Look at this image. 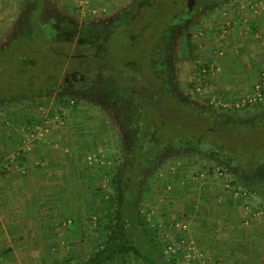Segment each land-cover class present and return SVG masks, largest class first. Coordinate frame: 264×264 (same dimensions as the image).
<instances>
[{
    "label": "rangeland",
    "instance_id": "374dc122",
    "mask_svg": "<svg viewBox=\"0 0 264 264\" xmlns=\"http://www.w3.org/2000/svg\"><path fill=\"white\" fill-rule=\"evenodd\" d=\"M27 1L32 2L0 0V44L9 28L21 20ZM184 2L45 0L46 12L63 15L57 14L58 19L52 21L51 27L55 29L49 34L52 52L46 56L55 65H61L60 73L53 79L56 88L39 98L10 97V91L24 88L15 83L19 79L14 75L16 65L0 67L3 88L0 87V98L7 97L0 100V133L6 125L13 129V135L21 136L22 127L28 129L29 123L12 122L20 121L29 113L34 120L38 119L40 128L34 131L41 136L37 139L47 140L56 133L49 151L55 145L56 157L67 163V166L62 164L67 183L61 188L66 200L65 212L56 220L55 232L45 242V248L50 246L44 253L43 264H82L102 246L109 232L106 227L109 214L113 211L111 200L115 190L111 178L127 162L126 150L131 147L130 144L127 147L112 111L95 101H80L68 95L69 102L58 101L59 86L66 72L72 74L66 79L74 83L86 77L96 82L109 79L111 84L115 81L129 84L166 114L186 115L188 108L169 103L161 94L164 85L161 80L165 76L167 85L173 84L174 89L191 94L202 106L213 105L215 109L244 117L247 107L237 104L254 92L260 80L256 62L261 57L264 59L263 50L256 52L257 55L249 46L253 41L264 40V30L258 22L264 18V0ZM149 8L159 12L158 22ZM244 19H252V24H245L240 36L235 38L230 32ZM92 23H97L92 31L81 29L84 24ZM72 24L77 26L76 31H72ZM13 46L7 50L15 52ZM43 51L41 55L46 50ZM250 53L257 57L250 60ZM226 54L236 58L234 67L222 65L218 70L221 55ZM160 55L169 57L168 65L161 64ZM33 61L29 58L25 63ZM208 68L218 72L206 82L211 72L203 70ZM47 70L44 63L37 68L41 75ZM227 70L233 74L222 75L229 73ZM25 83L24 86L29 84ZM19 85L18 89L14 88ZM39 86L35 82L31 87ZM248 108L251 112L262 111L264 102ZM195 115L190 116L201 127L210 125L203 116ZM47 120L50 125L45 126ZM261 133L264 130L255 133L252 140L257 149H264ZM223 134L226 133L223 131ZM239 134L242 137L248 133L240 131ZM40 160L47 167L51 164L49 156ZM225 168L204 155H185L168 157L141 177V183H138L141 172L128 174V184L145 185L139 205L141 218L149 223L161 242L164 258L176 264H264V183H249L250 190H242L231 170ZM111 264L150 263L135 255H122Z\"/></svg>",
    "mask_w": 264,
    "mask_h": 264
},
{
    "label": "trees",
    "instance_id": "16d2710c",
    "mask_svg": "<svg viewBox=\"0 0 264 264\" xmlns=\"http://www.w3.org/2000/svg\"><path fill=\"white\" fill-rule=\"evenodd\" d=\"M29 3L30 1H27L21 20L17 21L14 28H9L6 38L0 44V67L16 65L18 73L14 75L19 79L15 83L22 84L24 88L21 91H10V97L25 95L39 98L56 88L53 79L61 70L60 64L55 65L48 60L49 56H46L52 52L49 47V34H53L55 29L51 26L59 17L57 14L63 15L58 12H46L45 0H32ZM156 12L154 8H149V13L155 14L154 21L158 20L159 12ZM95 26L97 23L84 24L81 29L84 32L92 31ZM71 27L74 28L72 31H76V25L72 24ZM15 30L18 32L15 33ZM11 45H15L13 46L15 52L8 51ZM43 49L46 51L41 55ZM159 57L162 58L161 64L169 61L168 56ZM29 58L34 61L26 64L25 60ZM152 60L156 61V58L153 57ZM41 63L48 68L42 75L37 72ZM68 75L72 74L66 72L59 86L58 101L69 102L66 98L68 95L79 98L80 101L82 99L95 101L112 111L127 140V147L128 144L131 145L126 150L127 162L111 178L115 194L111 200L113 211L109 214V224L106 226L109 228L106 240L82 264H111L122 255H135L150 264H176L174 260L164 258L161 242L149 223L141 218L139 208L145 190V185L138 184L143 181L140 178L143 179L144 175L161 165L170 156H207L218 165L226 166V170H231V174L236 177L234 181L242 186V190L249 189V183L253 185L264 183V149L258 148V150L252 143L255 133L264 130V109L251 112L247 105L242 117L232 111L215 109L213 105L202 106L201 102L196 101L191 94H185L180 88L174 89L173 84L167 85L169 81L164 76L161 80L164 83L161 94L167 99L166 101L188 108L186 115L173 117L156 108L151 100L129 84L115 80H113L115 83L111 84L109 79H100L96 82L86 77L81 78L82 82L74 83L66 79ZM172 81L176 83V77H173ZM25 82L29 84L24 86ZM35 82H39L40 86L32 88ZM21 86L14 88L18 89ZM6 87L12 88V86ZM5 98L7 97H1L0 100ZM76 102L75 104H78L79 101ZM195 113L203 116L202 119L209 121L210 125L203 124L204 126L201 127L200 122L193 119ZM213 125L215 128L212 131ZM223 131L226 134H223ZM240 131L248 134H243L241 137ZM256 151H260V154ZM140 172L137 184L127 183L129 173L139 175Z\"/></svg>",
    "mask_w": 264,
    "mask_h": 264
},
{
    "label": "crops",
    "instance_id": "0c3cea01",
    "mask_svg": "<svg viewBox=\"0 0 264 264\" xmlns=\"http://www.w3.org/2000/svg\"><path fill=\"white\" fill-rule=\"evenodd\" d=\"M251 21L252 19L240 20L239 25L233 26V33L230 34L237 38L245 28V24H252ZM258 22L261 24L260 28L264 30V18ZM235 23L234 21L233 25ZM249 46L255 54L262 50L261 53L264 54V40L253 41ZM254 53L249 54L250 60L257 57L253 55ZM221 56L223 57L220 58L218 70L222 69V65H234L236 59L234 56L229 54ZM262 59L263 57L256 62L259 75ZM218 70L215 72L211 70L206 82L214 77ZM231 72H223L222 75L224 73L229 75ZM215 80L219 79L215 78ZM215 83L220 85L218 82ZM226 89H228L227 84ZM27 114V117L12 123L17 125L25 121L34 129L39 125L38 119L34 120L29 113ZM12 130L5 125L0 133V264H39L40 262L43 264L44 253L50 246L49 244L45 248V242L54 234L56 220H59L61 214L65 212L66 200L62 197L61 188L62 185L66 187L67 183L63 177L66 169L62 165L67 166V163L64 159L56 157L58 153L54 152L55 145L51 146L53 149L49 151V146L57 138L56 133L49 135L47 140L35 139L36 142H33L31 148L24 150L21 148V136L13 135ZM46 156L50 157L54 169H51V164L47 167L40 160ZM37 164L40 166L38 167ZM41 251L38 257L37 253Z\"/></svg>",
    "mask_w": 264,
    "mask_h": 264
},
{
    "label": "built area",
    "instance_id": "2783aa9c",
    "mask_svg": "<svg viewBox=\"0 0 264 264\" xmlns=\"http://www.w3.org/2000/svg\"><path fill=\"white\" fill-rule=\"evenodd\" d=\"M212 69H204V72L211 71ZM264 102V59L262 61V69L260 70V80L255 85L254 92L251 95H248V97L244 100H242V103H238L237 106H252L259 103ZM1 112V111H0ZM50 121H46L45 126L49 125ZM27 127H22L21 130V148L24 150H29L32 146L33 140L39 138L41 134L34 131L32 127L28 126V129H25ZM35 128H40V126H37ZM48 129V128H47ZM1 172V170H0Z\"/></svg>",
    "mask_w": 264,
    "mask_h": 264
},
{
    "label": "water",
    "instance_id": "95a60500",
    "mask_svg": "<svg viewBox=\"0 0 264 264\" xmlns=\"http://www.w3.org/2000/svg\"><path fill=\"white\" fill-rule=\"evenodd\" d=\"M192 2L195 3V1H192ZM182 3H185L184 0H182ZM191 7H192V5L189 6V8H191Z\"/></svg>",
    "mask_w": 264,
    "mask_h": 264
},
{
    "label": "flooded vegetation",
    "instance_id": "af4514ba",
    "mask_svg": "<svg viewBox=\"0 0 264 264\" xmlns=\"http://www.w3.org/2000/svg\"><path fill=\"white\" fill-rule=\"evenodd\" d=\"M194 4H195V3H194ZM194 4H193V5H194Z\"/></svg>",
    "mask_w": 264,
    "mask_h": 264
}]
</instances>
